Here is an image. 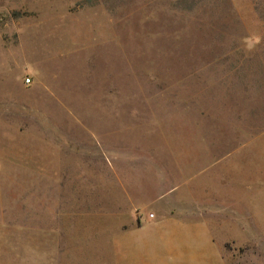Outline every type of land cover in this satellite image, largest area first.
<instances>
[{
	"label": "rangeland",
	"instance_id": "1",
	"mask_svg": "<svg viewBox=\"0 0 264 264\" xmlns=\"http://www.w3.org/2000/svg\"><path fill=\"white\" fill-rule=\"evenodd\" d=\"M35 74L37 92L24 83ZM87 107L94 128L74 110ZM107 154L131 175H117ZM0 168L53 171L0 177V201L34 237L21 264H132L121 233L106 240V202L113 190L152 195L157 174H170L166 195L206 177L211 188L239 185V196L257 190L261 204L264 0H0ZM149 212L138 211L143 223ZM10 219L0 264H19ZM253 230L224 245L228 264H264V218Z\"/></svg>",
	"mask_w": 264,
	"mask_h": 264
},
{
	"label": "crops",
	"instance_id": "2",
	"mask_svg": "<svg viewBox=\"0 0 264 264\" xmlns=\"http://www.w3.org/2000/svg\"><path fill=\"white\" fill-rule=\"evenodd\" d=\"M59 43V45H62V42ZM30 78L32 79L31 83H24L28 86L33 85L32 90L37 92L42 85V77L35 74V79ZM91 109H88V107L87 109H74L75 112L87 113L84 116L77 117L86 129L94 128L98 124L96 117L90 115L94 111ZM90 119L91 121H89ZM113 139L108 138L105 142L102 141V143L108 145L105 149L112 150L114 154L115 150L112 146L115 142ZM65 149H68V152L74 151V158H78L76 156L79 153L77 150L67 147ZM66 153L67 151H65ZM70 153V159L72 160L74 159L72 157L73 154L72 152ZM115 155L113 156L115 157ZM191 155L187 154V159L188 156L192 158L190 163L187 160L188 165L193 164L194 161V153ZM98 156V153L95 152V158L92 160L96 161ZM113 156L110 158L107 154L117 175H121V173L131 175V169H129L130 162L129 164L121 163L115 160ZM62 166L64 167V165ZM45 171L53 172L47 168H0V177L21 173L42 175ZM67 172L69 171H62V174L67 176ZM75 174L79 175L80 173ZM169 175L162 173L154 177V182L150 187L153 194L150 196L146 195L143 198L142 195L144 193L140 191V188L133 187L125 195L113 190L112 195H109L108 201H105L107 209L112 210V219L111 221H107L106 240L108 241L109 238H112L115 233H121L119 235H123L124 241H122L123 243L120 242V245H123L128 255V261H131L132 264H142V261L145 263L146 259V263L150 260L154 262L153 264H228L222 255V249L228 241L241 245L244 237L252 239L250 233L247 237L245 229L249 231H254L253 229H255V234H259L258 220L264 218V200L260 204L257 190L252 191L253 193L243 192L245 196H239V185H220L211 188L209 183L205 184L204 182L207 178L203 177V185L199 188H193V190L186 189L173 195L179 189H175L176 186H170L176 191L174 190L171 195H166L165 184ZM238 175L241 174L239 173ZM0 180L2 183L4 179ZM240 187L243 186L241 185ZM148 197L150 198L148 199ZM244 199H246L245 203L247 205L244 204ZM67 206L69 204L64 203V207L67 208ZM71 207L70 209L67 208V215L70 217L73 214ZM77 207L79 206L77 205ZM146 207L152 208L153 212H149V217L143 223L141 221L143 216L140 215L139 217L138 211ZM244 207L248 208L245 213L243 211ZM0 209V234L4 230L3 218L11 217L8 222L10 224L13 223L11 225L14 228L12 226L10 228L13 232L10 237V245L12 244L10 255L14 257L17 263L21 264L23 262L22 257L28 255L30 249L33 248V234L29 233L31 230L23 231L24 228L18 226V224H25L26 222H22L25 219L16 211V208L14 209V206L11 205L9 207L8 204L5 205L3 201H0ZM4 209H10V211L6 212ZM101 210L104 211L103 208ZM8 213L10 214L7 215ZM150 213H153L154 216L150 217ZM130 216L132 217L127 221L129 225H125V221L123 220L126 219L125 217ZM244 219L251 224L247 228H244ZM252 220L255 221L254 225L251 223ZM63 223L64 230L69 235L73 222L72 220H64ZM29 225H33V223L29 222ZM243 229L244 234L242 235ZM93 232L94 230L89 235H92ZM65 238L67 237L65 236ZM0 248H2L1 243Z\"/></svg>",
	"mask_w": 264,
	"mask_h": 264
},
{
	"label": "built area",
	"instance_id": "3",
	"mask_svg": "<svg viewBox=\"0 0 264 264\" xmlns=\"http://www.w3.org/2000/svg\"><path fill=\"white\" fill-rule=\"evenodd\" d=\"M31 81H32V79L30 77H26V79H25L26 83H31ZM153 216H154V214L150 213V217H153Z\"/></svg>",
	"mask_w": 264,
	"mask_h": 264
}]
</instances>
